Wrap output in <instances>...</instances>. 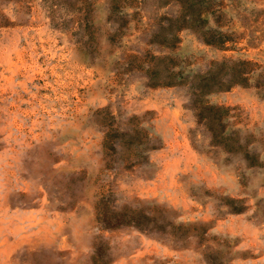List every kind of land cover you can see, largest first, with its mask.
I'll list each match as a JSON object with an SVG mask.
<instances>
[{
  "label": "rangeland",
  "instance_id": "374dc122",
  "mask_svg": "<svg viewBox=\"0 0 264 264\" xmlns=\"http://www.w3.org/2000/svg\"><path fill=\"white\" fill-rule=\"evenodd\" d=\"M0 264H264V0H0Z\"/></svg>",
  "mask_w": 264,
  "mask_h": 264
}]
</instances>
